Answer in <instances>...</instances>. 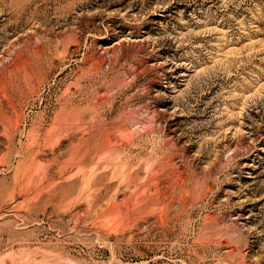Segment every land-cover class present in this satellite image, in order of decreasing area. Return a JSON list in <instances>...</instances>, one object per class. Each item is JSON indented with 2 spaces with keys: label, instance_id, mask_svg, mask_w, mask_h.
<instances>
[{
  "label": "rangeland",
  "instance_id": "374dc122",
  "mask_svg": "<svg viewBox=\"0 0 264 264\" xmlns=\"http://www.w3.org/2000/svg\"><path fill=\"white\" fill-rule=\"evenodd\" d=\"M0 264H264V0H0Z\"/></svg>",
  "mask_w": 264,
  "mask_h": 264
}]
</instances>
